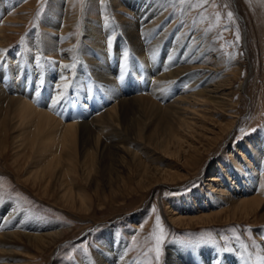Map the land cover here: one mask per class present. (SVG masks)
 I'll use <instances>...</instances> for the list:
<instances>
[{
    "label": "bare ground",
    "instance_id": "6f19581e",
    "mask_svg": "<svg viewBox=\"0 0 264 264\" xmlns=\"http://www.w3.org/2000/svg\"><path fill=\"white\" fill-rule=\"evenodd\" d=\"M100 2L86 0L78 46L72 45L70 27L62 22L67 10L61 2L29 42L11 52L0 28V155L11 148L14 164L17 169L25 165L28 181L45 191L59 184L64 197H78L82 203L85 196L76 191L77 178L88 184L101 169L111 183L115 178L126 185L129 174L136 188H147L154 177L170 178L167 158L181 156L187 135H196L199 129L187 115L197 116L204 106L207 112L226 108L225 93L219 94V73L207 66L202 54H191L177 64L171 60L174 54L161 59L157 51L145 49L143 41L160 20L162 5H146L148 0ZM12 6L13 0H1L0 17ZM88 9L99 16L110 13L113 31L102 29V18H91ZM117 34L122 37L116 39ZM244 47L247 51L246 42ZM127 68L131 72L126 77ZM240 149L234 157L226 156L232 158L227 165L219 164L217 176L205 180L211 190L170 200V222L191 225L222 215L264 218V141L249 138ZM142 215L137 213L132 220ZM50 224L16 200L0 197V264H27L28 246L46 250L57 236L52 229L58 227ZM255 232L262 250L254 258L261 264L264 228ZM101 242L108 252L98 251L80 264H142L126 258L123 242L111 230L103 233ZM232 246L234 252H228L212 244L174 240L167 246L164 263L252 262L248 246L240 242Z\"/></svg>",
    "mask_w": 264,
    "mask_h": 264
},
{
    "label": "rangeland",
    "instance_id": "374dc122",
    "mask_svg": "<svg viewBox=\"0 0 264 264\" xmlns=\"http://www.w3.org/2000/svg\"><path fill=\"white\" fill-rule=\"evenodd\" d=\"M148 1L146 5H162L164 10L159 12L160 20H156L154 29L143 41L145 49L150 53L157 51L161 59L174 54L171 60L177 64L191 54H202L207 66L219 73V94L225 93L222 98L226 108L207 112L204 106L197 116L187 115L192 122H197L199 129L195 130L196 135H187L181 156L167 158L170 178L154 177L147 188H136L129 174H125L126 185L115 178L111 183L101 169L98 178L88 184L77 178L76 191L84 194V203L78 197L73 200L64 197L59 184L45 191L39 183L28 181L25 165L17 169L11 148L0 155L1 199L16 200L34 216L53 224L51 227H58L52 229L57 236L46 250L27 247V264H80L86 257L92 259L98 251H106L101 241L107 230L121 239L128 254L126 258L132 263L165 264L167 246L177 240L185 245L212 244L228 252H234L232 244L240 242L248 246L252 256V262H245L258 264L254 256L262 247L255 231L264 228L263 217L222 215L213 221L179 225L170 222L168 203L174 198L187 199L200 189L211 190L205 180L219 174V164H228L232 158L226 156L237 155L249 138L264 141V0H208L202 5L197 0ZM60 2L67 10L62 22L70 27L67 33L74 39L72 45L78 46L82 41L86 0H13L11 10L0 17L7 52L28 43ZM228 12L233 13L231 19ZM88 14L93 19L102 18L100 22L105 24L102 29L107 31L109 27L113 31L110 13L99 16L89 10ZM117 37L120 39L122 35ZM74 55L70 64L75 63ZM129 71L131 68L125 71L126 77ZM87 93L92 94L91 90ZM137 213L143 215L133 221Z\"/></svg>",
    "mask_w": 264,
    "mask_h": 264
},
{
    "label": "snow or ice",
    "instance_id": "6c2138e0",
    "mask_svg": "<svg viewBox=\"0 0 264 264\" xmlns=\"http://www.w3.org/2000/svg\"><path fill=\"white\" fill-rule=\"evenodd\" d=\"M197 3H199V4H206V3H208V0H197ZM227 16H228V18H232V16H233V13L232 12H228L227 13ZM239 39H240V37H239V33L237 32V34H236V40L237 41H239ZM159 248H157V256H159ZM261 264H264V257H261Z\"/></svg>",
    "mask_w": 264,
    "mask_h": 264
}]
</instances>
